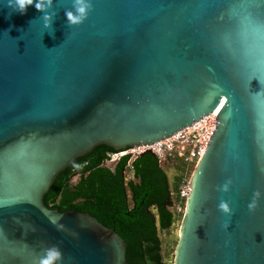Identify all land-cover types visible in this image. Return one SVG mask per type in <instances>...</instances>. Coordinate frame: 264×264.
I'll return each instance as SVG.
<instances>
[{
  "label": "water",
  "instance_id": "obj_1",
  "mask_svg": "<svg viewBox=\"0 0 264 264\" xmlns=\"http://www.w3.org/2000/svg\"><path fill=\"white\" fill-rule=\"evenodd\" d=\"M6 3L0 264H38L52 246L63 264H132L115 227L51 208L45 195L99 145L153 144L213 112L217 126L191 175L173 264H264V198L248 210L264 193V0H93L76 27L65 15L73 0H54L52 29L34 5L20 14ZM228 179L230 192L217 191ZM221 200L233 216L218 210Z\"/></svg>",
  "mask_w": 264,
  "mask_h": 264
},
{
  "label": "trees",
  "instance_id": "obj_2",
  "mask_svg": "<svg viewBox=\"0 0 264 264\" xmlns=\"http://www.w3.org/2000/svg\"><path fill=\"white\" fill-rule=\"evenodd\" d=\"M116 152L99 145L87 156L75 159L74 167L57 176L45 203L60 211L89 212L106 226L115 227L127 242L130 263L165 264L160 231L183 218L184 212L174 208L177 197L173 191L178 189L184 163L172 160L167 164L174 170L171 183L165 165L154 153L110 161V154Z\"/></svg>",
  "mask_w": 264,
  "mask_h": 264
},
{
  "label": "built area",
  "instance_id": "obj_3",
  "mask_svg": "<svg viewBox=\"0 0 264 264\" xmlns=\"http://www.w3.org/2000/svg\"><path fill=\"white\" fill-rule=\"evenodd\" d=\"M217 126V114L212 113L204 116L193 126L187 127L171 137L162 139L153 144L135 146L124 151L110 154V161H116L122 156L132 153L131 159H135L143 151L151 149L163 165L172 160H180L184 163V172L181 174L176 195L174 208L176 212L185 211L186 199L191 191V175L204 153Z\"/></svg>",
  "mask_w": 264,
  "mask_h": 264
},
{
  "label": "clouds",
  "instance_id": "obj_4",
  "mask_svg": "<svg viewBox=\"0 0 264 264\" xmlns=\"http://www.w3.org/2000/svg\"><path fill=\"white\" fill-rule=\"evenodd\" d=\"M53 4L54 0H7L5 7L10 8L12 12L26 14L27 9L34 5L42 13L40 19L43 21L44 28L52 29L53 19L56 15L55 11H51ZM93 10V0H73L72 8L65 11L68 25L76 27L84 24ZM232 185V179H228L223 185L218 186L217 191L228 193ZM262 198H264V193L257 190L248 204L249 212H256ZM218 210L227 217L234 215L231 202L228 200H221L218 204ZM230 225V221H225L222 224V228L228 231ZM38 264H63V253L58 246L47 248L43 251V255L39 257Z\"/></svg>",
  "mask_w": 264,
  "mask_h": 264
},
{
  "label": "rangeland",
  "instance_id": "obj_5",
  "mask_svg": "<svg viewBox=\"0 0 264 264\" xmlns=\"http://www.w3.org/2000/svg\"><path fill=\"white\" fill-rule=\"evenodd\" d=\"M165 169H167L169 178H170V182L173 183L174 182V170L173 168H169L167 167V165H165ZM129 175V173H128ZM77 179V175L74 176V181ZM179 227H180V222H176L170 229L168 230H163L160 231V238L162 240V245H163V254H164V260H165V264H173V260H174V248L176 242H178V231H179Z\"/></svg>",
  "mask_w": 264,
  "mask_h": 264
}]
</instances>
